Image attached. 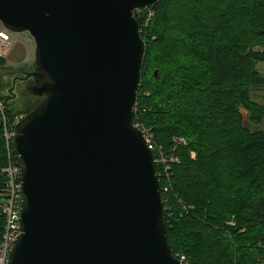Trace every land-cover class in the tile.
<instances>
[{
  "label": "water",
  "instance_id": "water-1",
  "mask_svg": "<svg viewBox=\"0 0 264 264\" xmlns=\"http://www.w3.org/2000/svg\"><path fill=\"white\" fill-rule=\"evenodd\" d=\"M158 1L0 0L2 27L34 43L21 79L39 98L13 125L20 233L6 264H182L134 124L145 44L133 11Z\"/></svg>",
  "mask_w": 264,
  "mask_h": 264
},
{
  "label": "trees",
  "instance_id": "trees-1",
  "mask_svg": "<svg viewBox=\"0 0 264 264\" xmlns=\"http://www.w3.org/2000/svg\"><path fill=\"white\" fill-rule=\"evenodd\" d=\"M134 17L145 44L134 124L179 158L168 181L158 176L172 255L188 264H264V128L249 127L264 120L252 97L264 87V0H159ZM38 100L20 111L7 100L0 112V197L4 128ZM9 150L16 162L11 141ZM3 228L0 214V240Z\"/></svg>",
  "mask_w": 264,
  "mask_h": 264
},
{
  "label": "built area",
  "instance_id": "built-area-1",
  "mask_svg": "<svg viewBox=\"0 0 264 264\" xmlns=\"http://www.w3.org/2000/svg\"><path fill=\"white\" fill-rule=\"evenodd\" d=\"M147 7L148 5L144 7L135 8L133 11V15H135V13L140 15L142 13V8L147 9ZM152 14L153 11L149 9L147 11V17L148 18L151 17ZM11 45H12V38L10 35V31L2 27V29H0V58L5 57ZM3 106L4 104L0 100V112H2ZM2 119L4 122L5 119L4 118ZM139 128L143 132L147 148L152 153L154 168L155 166L157 167V172L155 171L157 180H158V176H160L161 179L168 181L171 173L172 164L179 162L178 156L173 151L165 152L161 148V146H156L152 142V136L150 135V133L141 127ZM12 134H13V129L11 131H8L6 128H4L3 136L5 138L6 148L8 151V162L1 169V172L5 174V185H4V192L2 193V197L4 198V200L2 201V203H0V214L4 217V228L0 240V264H6L9 250L11 249L17 235L20 233V222H19L20 203H21L20 165L18 160L15 162L12 161L10 158L11 150H9V141L12 142ZM174 141L175 144H180L185 142L184 138L182 137L174 138ZM168 186L169 184L163 185L164 192L167 191ZM178 259L181 261L182 264H188L187 260H185L183 256H180Z\"/></svg>",
  "mask_w": 264,
  "mask_h": 264
},
{
  "label": "rangeland",
  "instance_id": "rangeland-1",
  "mask_svg": "<svg viewBox=\"0 0 264 264\" xmlns=\"http://www.w3.org/2000/svg\"><path fill=\"white\" fill-rule=\"evenodd\" d=\"M0 29H2L1 23ZM10 35L12 45L4 57V64L0 63V96L8 97L6 100L10 107L15 111H20L27 103L35 100V97L26 90L29 82L17 79V76H21V74L34 71V43L28 32L10 31ZM257 68L264 75V63L259 62ZM13 79H15V84L11 88ZM252 97L264 106V87L254 89ZM20 117H16V120ZM249 127L251 129L264 128V120L260 124L251 123ZM3 200L4 198L1 196L0 203Z\"/></svg>",
  "mask_w": 264,
  "mask_h": 264
},
{
  "label": "flooded vegetation",
  "instance_id": "flooded-vegetation-1",
  "mask_svg": "<svg viewBox=\"0 0 264 264\" xmlns=\"http://www.w3.org/2000/svg\"><path fill=\"white\" fill-rule=\"evenodd\" d=\"M34 70H35V64H34ZM19 71L22 72V70H19ZM24 75H25V74H21V76H17V79L22 80L21 78H22V76H24ZM17 79H16V80H17ZM23 81H28V82L30 83V82H31V78H28V79L23 80ZM29 83H28V84H29ZM28 84H27V85H28Z\"/></svg>",
  "mask_w": 264,
  "mask_h": 264
},
{
  "label": "crops",
  "instance_id": "crops-1",
  "mask_svg": "<svg viewBox=\"0 0 264 264\" xmlns=\"http://www.w3.org/2000/svg\"><path fill=\"white\" fill-rule=\"evenodd\" d=\"M4 60H5V58H4Z\"/></svg>",
  "mask_w": 264,
  "mask_h": 264
}]
</instances>
